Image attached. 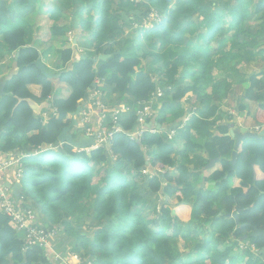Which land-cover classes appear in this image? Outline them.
Returning a JSON list of instances; mask_svg holds the SVG:
<instances>
[{"label": "trees", "instance_id": "16d2710c", "mask_svg": "<svg viewBox=\"0 0 264 264\" xmlns=\"http://www.w3.org/2000/svg\"><path fill=\"white\" fill-rule=\"evenodd\" d=\"M56 1L0 0V59L18 53L10 58L13 67L0 97V152L22 157L17 201L43 216L42 226L61 228V243L83 264H264L262 235L241 239L256 253L233 250L253 227L264 230V136L245 139L231 163L229 122L217 123L229 82L211 75L212 69L234 71L242 54L249 53L246 47L260 45L264 0ZM151 10L160 20L144 28L142 20ZM28 12L52 21L48 34L59 43V69L47 70L59 73L56 79L33 64L41 52L28 43V23L18 15ZM250 15L260 21L257 29L246 27ZM70 30L86 32L79 43L87 50L78 54L76 47L66 46ZM188 32L193 37L184 44ZM200 43L219 44L216 60ZM225 43L230 45L223 49ZM99 54L108 57L94 62L91 58ZM147 56L156 67L142 66ZM258 59L261 68L246 76L236 106L248 114L255 110L253 126L264 123V58ZM95 80L106 95L117 96L116 105L124 103L129 110L116 122L109 151L101 146L85 152L57 137ZM56 83L67 85L66 97L58 96ZM158 87L163 96L153 108L159 109L146 124L154 120L164 129L144 124L155 132L131 138L140 126L137 102L149 100ZM188 94L196 102L186 112L182 101ZM27 98L49 104L41 110L45 117L29 107ZM183 117L188 119L180 127ZM105 124L111 125L109 118ZM170 131L175 134L169 139ZM216 157L219 161L208 167ZM173 203L191 207L187 221L167 207ZM84 212L95 227L74 225ZM234 212L239 223L227 215ZM58 263L43 248L27 245L0 210V264Z\"/></svg>", "mask_w": 264, "mask_h": 264}, {"label": "rangeland", "instance_id": "374dc122", "mask_svg": "<svg viewBox=\"0 0 264 264\" xmlns=\"http://www.w3.org/2000/svg\"><path fill=\"white\" fill-rule=\"evenodd\" d=\"M53 2V4L55 2H58L56 0H40V2ZM133 1H138L140 2L141 0H133ZM71 6H66L67 9H71L70 8ZM158 15V12L156 10H151L150 13L142 20V26L144 28H150L152 27L155 23H158L159 19H160V16H157ZM227 16V17H226ZM225 19L226 20H229V16L226 15ZM72 16H69V18H71ZM77 17V16H76ZM46 22H50L52 23L51 20L48 19V17H45ZM64 20V19H62ZM69 20V19H68ZM61 23H65L63 21H60ZM260 21H256L254 19V15H250L247 20H246V27L248 29H257L258 26H257V23H259ZM49 26V25H48ZM137 25L134 24V27H136ZM224 27H227V23L225 22V25ZM230 34V32H228ZM43 37L42 39L39 40L40 44L38 47H42L44 49H48V47L51 45V44H54L53 46H50L52 47L48 52L46 51V53H49V55H47V58H46V61L47 59L50 60L57 57V55L53 54L52 52H55V50L57 48H59V43L57 41H50V39L48 40L47 38H45V36H49V34L45 31L43 32ZM86 35V32H81V31H77V30H70L66 33V38H67V45L66 46H70V47H76L77 48V52L78 54L84 52V49L87 50L88 48L86 47H82L80 45V43L83 42V39ZM263 35H264V31H263ZM193 37V34L188 32L184 38H183V41H184V44L188 43V42H191V39ZM50 38V37H49ZM228 40V39H227ZM80 42V43H79ZM231 42V41H230ZM263 42V43H261ZM258 43H260V45H257L256 47H253V46H248L246 47L247 50H249V53H246V54H242L243 57V60L237 64H235V70L232 71V70H228V69H220L219 71L218 70H215V69H212L211 70V75L214 77V79H216L217 81H223V80H226L227 82H229V86H228V90L230 91V93L228 94L227 97L223 98L222 99V102L225 100L226 101V104H224V107H222V110H224L225 112L228 113L229 116L228 117H231V121L233 124H235L236 127H239L240 125L242 126H245V124L243 123V119H247V117L249 116V120L251 122H253L252 120V116H253V113L255 110H253L250 114L247 113V110H244V111H238L236 110V103H237V99H238V94H239V89L242 90L243 92V89L241 88L242 87V84H244V81H246V76L249 75L250 73L252 72H255V71H259L260 70V66H261V62L259 61L258 58H264V53H262L261 51H258V49H264V38H261L259 37L258 39ZM202 45V47H206L204 46L202 43H200ZM230 44L228 43H225L224 46H223V49L228 48ZM219 44L218 43H214L212 45V49L209 47H206V52L212 54L214 60H216V58L218 57V53L216 50L219 49ZM218 47V48H217ZM217 48V49H216ZM216 51V52H214ZM212 52V53H211ZM167 54V52H165ZM166 57H169L168 55ZM57 59H56V62L55 64H57ZM0 64H1V61H0ZM263 64V63H262ZM6 65V64H4ZM3 65V66H4ZM142 66H145L146 69L147 68H151V67H156L157 65L154 64V61L152 59V57L150 56H147L143 62H142ZM58 67V65H57ZM56 65H52L51 61H49L48 65H47V68H51L53 70V72H56L59 68H57ZM4 68V67H2ZM50 71V69H48ZM47 70V71H48ZM239 80V81H238ZM240 82L241 86H239L240 84L238 82ZM95 83V81H94ZM98 84V85H97ZM97 84H94V88H91L92 90V93L94 95V98H96L98 101H101L103 104H105V106L107 107L106 109L109 110H112V111H115L116 109V104H115V100L117 99V96L115 94H112L111 96H108L106 95V92L105 91H101L100 89V86L102 85V83L99 81ZM238 84V86L236 85ZM61 85V86H60ZM97 86V87H96ZM54 87H55V90L58 89V96L59 97H66L68 92H69V88L67 87V85H64V84H58L56 83V85L54 84ZM59 87H61V90H59ZM207 89L209 90V87H207ZM192 102H196L195 100V96L193 95V97L187 95L186 97H184L183 101H182V105L183 107L187 110H189V106L192 105ZM83 106V105H82ZM242 113V114H241ZM123 114L122 110H119V116L118 118L120 117V115ZM188 118L187 117H183L181 118L180 120H183L182 121V124L180 127H182L186 120ZM248 120V121H249ZM78 121H79V116H78ZM230 122V121H229ZM230 124V123H229ZM174 125V124H173ZM254 125V124H253ZM252 125V126H253ZM258 126H261V128L264 127V123H262L261 125H258ZM98 131V130H96ZM71 132L73 133L74 136H77V134L79 133L80 134V130L77 129V128H73L71 130ZM106 148V150L109 149L108 144H104L102 145ZM42 151V149H41ZM39 149L36 150V154L41 152ZM109 151V150H108ZM35 152V151H34ZM195 161V160H194ZM193 161V162H194ZM143 173H146V171H144ZM199 185V183L197 184ZM204 186L206 187L207 185L204 184ZM160 202V199L157 198V203ZM169 209H172V212H174L178 218H182L184 221H187L189 219V212H190V209L191 207L189 206H185V207H179V206H174V203L173 205H168L167 206ZM88 212H84L83 217H85L86 219H84V221H82L81 219L78 220V219H74L73 220V223L74 225L76 226L75 223H77V227H83L85 229H87L88 227L92 228V227H95L94 224H91L89 223V216H88ZM43 216H40V222L42 224H44V221H42ZM88 230V229H87ZM87 230H83L85 231V233L88 231ZM89 235V234H88ZM242 238H240V241L238 243V246L235 247L233 250L236 251L238 250V252H242V251H247L245 249H249L250 252L252 253H256V250L254 247H252L251 245H248L247 243H243V239L241 240ZM62 241V233H60L59 235V238H58V241H57V244L55 245V247H53V250L52 251H48L49 254H52L53 256L54 255H58L60 254V252L62 251V248L65 247L66 248V252H70V249L71 247L69 245H64L63 243H61ZM180 245L182 243V241H179ZM72 245V244H71ZM246 256V254H245ZM60 264H61V261H60Z\"/></svg>", "mask_w": 264, "mask_h": 264}, {"label": "built area", "instance_id": "2783aa9c", "mask_svg": "<svg viewBox=\"0 0 264 264\" xmlns=\"http://www.w3.org/2000/svg\"><path fill=\"white\" fill-rule=\"evenodd\" d=\"M98 82L99 80H95L94 84H97ZM162 96L163 90L158 87L152 93L149 100H141L137 102L139 106L137 111V121L140 126L136 131L130 133L131 138H139L147 130H149L151 133L155 132L154 129H145L143 126L146 124V119L155 114V109L153 108L154 102ZM106 108L107 107L105 104L94 98L92 90L90 89L87 100L84 101L83 106L81 107L77 129L81 131L80 134L78 133L79 136H91L93 137L94 142L90 146L81 148V150L90 152V150L93 148H99L104 144H108L113 133L118 130L116 122L118 120L119 110H122L123 113L129 110V107L124 103L116 105L115 111H108ZM54 114H56L55 111ZM107 118L110 119L111 125L105 124V120H107ZM249 128L254 132H259L264 127L261 128V126H252ZM174 134L175 131H170L168 133V138H172ZM12 166L17 167L15 178L19 181L22 176L23 165L18 159H10L8 161L1 162L0 172ZM0 210L13 221L16 231L23 234L27 245L39 246L47 252L53 250V247H55L57 244L61 228L57 226H42V224L39 222L40 220L36 211H34L32 208L22 207L17 199L12 196L8 188L5 187L1 182ZM51 256L54 261L59 263L61 261L63 264H83L82 260L75 253L70 254L69 252L65 251L64 255L60 253L54 256L51 254ZM71 259L73 260V263L70 262ZM87 264L90 263L88 262Z\"/></svg>", "mask_w": 264, "mask_h": 264}, {"label": "water", "instance_id": "95a60500", "mask_svg": "<svg viewBox=\"0 0 264 264\" xmlns=\"http://www.w3.org/2000/svg\"><path fill=\"white\" fill-rule=\"evenodd\" d=\"M17 56H18V53H16L15 57H17ZM81 57H84V56L82 55ZM107 57H108V55H106V54L105 55L99 54V55L93 56L91 59L94 62H96L97 60H104ZM33 64L49 79H56L60 75L59 73H53V72L47 71V67L41 61V57H38L35 61H33ZM4 85H5V79H1L0 80V97L5 94ZM24 100H26L29 107L38 115L40 114V112L43 108H45L46 106H49V104L47 102L37 103L30 98H27ZM20 101H22V99L18 98V102H20ZM80 112H81V106L78 105L76 107V109L71 113L72 120H71L70 124H68L67 126H64L62 128V130L60 131V133L57 137L59 142H62V143L67 142L75 148H85V147L93 144V142H94L93 137L82 135V136H79L78 138H75L73 133L70 132V130L72 128L78 127V116L80 115ZM146 125L151 127V128H160L161 130L164 129L163 127L161 128V125L159 123L155 122L154 120L150 121ZM174 125H175V123H174ZM225 135L230 136L231 138L234 139V146H233V151L231 153V159H230L231 163L234 164L235 160H236V156H237V150L241 146L242 142L245 139H259L261 136H264V128L261 129L259 132H254V131L250 130V128L247 126L236 127L233 123H230V124H228V132ZM217 161H219V158H217V157L211 159L209 164H208V167L213 166L214 163ZM6 187H8V189L10 190V192L14 198L17 199L20 197V195L22 193V185L20 182H15L13 184L7 183ZM172 213H174V212H172ZM227 215L231 216L235 220L236 223H239V218H238L237 212L228 213ZM260 235L264 236V230L259 229L257 227H253L252 232L250 234H244V235H242L241 238L247 239L248 237H257ZM260 252L261 253L264 252V247H262L260 249Z\"/></svg>", "mask_w": 264, "mask_h": 264}, {"label": "crops", "instance_id": "0c3cea01", "mask_svg": "<svg viewBox=\"0 0 264 264\" xmlns=\"http://www.w3.org/2000/svg\"><path fill=\"white\" fill-rule=\"evenodd\" d=\"M20 17H22L24 20H26V22L28 23L27 25V30H28V33L26 35V39L28 41V43H32V44H35L36 46H39L40 43L39 40L42 39V37L44 36L43 35V32H47L48 33V28L50 27L51 23L49 22H46L47 19H45V16H42V15H38V14H34V13H31V12H28V13H24V14H18ZM49 25V26H48ZM45 38H47L48 40L50 39L49 36H45ZM51 41V40H50ZM50 46H53V44H51ZM48 47V49H44L42 47H40V52H41V61L45 64V66L47 67L49 61H51L52 65H56L55 62H56V58L53 57V59L50 58V60L47 59L46 61V58H47V55H49V53H46V51L48 52L52 47ZM53 54H55V52H52ZM56 55V54H55ZM11 56H15V55H6L4 58L0 59L1 61V64H0V80L1 79H5L6 76H8V73L10 72V70L12 69L11 67L12 64H11ZM46 57V58H45ZM6 64V65H4ZM4 65V66H3ZM4 67V68H2ZM261 68V67H260ZM239 81V80H238ZM237 81V82H238ZM239 83V82H238ZM65 85V84H64ZM238 86V84H236ZM61 86V85H60ZM241 86V85H239ZM32 88L36 89L34 86H32ZM243 94L242 90L239 89V94H238V99H237V103L238 101L240 100L239 99V96ZM189 96L193 97L191 94H188ZM236 103V105H237ZM224 104H226V101L224 100L222 102H220V108H221V114L220 115H217L218 119H217V123L219 124H224V123H227L229 122L227 119V112H225L224 110H222V107H224ZM158 109H159V106L155 108V113L158 112ZM194 109L196 110V108L194 107ZM42 112V111H41ZM40 112V113H41ZM186 112H189V110H187ZM41 114L46 115V113L42 112ZM242 114V113H241ZM249 116L247 117V119H243V123L245 124V126L247 127H252L253 123L249 120ZM229 123H232V121H230ZM228 123V124H229ZM235 125V124H234ZM242 126V125H240ZM228 127V126H227ZM71 132V130H70ZM79 134H77V137L78 138ZM36 153V151H35ZM16 154L12 153V152H7V153H2L0 152V163L1 162H4V161H8L10 159H18L20 161V158H22L21 156L17 157L16 158ZM23 169V168H22ZM17 170V167L16 166H12V167H9L7 168L6 170L0 172V182L6 187V184L9 183V184H13L15 182H20V180L18 181L16 178H15V172ZM8 188V187H7ZM9 190V189H8ZM10 191V190H9ZM11 193V192H10ZM13 196V195H12ZM37 213V212H36ZM38 215V213H37ZM38 217L40 218V216L38 215ZM40 220V219H39ZM40 222V221H39ZM41 223V222H40ZM42 224V223H41ZM63 239V237H62ZM63 250V249H62ZM64 251V250H63ZM71 263H73V260L71 259L70 261ZM60 264V263H58ZM63 264V263H62Z\"/></svg>", "mask_w": 264, "mask_h": 264}, {"label": "bare ground", "instance_id": "6f19581e", "mask_svg": "<svg viewBox=\"0 0 264 264\" xmlns=\"http://www.w3.org/2000/svg\"><path fill=\"white\" fill-rule=\"evenodd\" d=\"M218 185V184H217Z\"/></svg>", "mask_w": 264, "mask_h": 264}]
</instances>
